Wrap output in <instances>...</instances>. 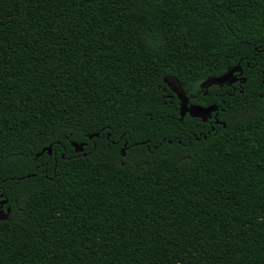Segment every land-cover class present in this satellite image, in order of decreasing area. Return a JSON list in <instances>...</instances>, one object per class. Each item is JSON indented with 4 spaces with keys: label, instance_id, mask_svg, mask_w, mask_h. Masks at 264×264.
<instances>
[{
    "label": "trees",
    "instance_id": "16d2710c",
    "mask_svg": "<svg viewBox=\"0 0 264 264\" xmlns=\"http://www.w3.org/2000/svg\"><path fill=\"white\" fill-rule=\"evenodd\" d=\"M263 81L264 0H0V264H264Z\"/></svg>",
    "mask_w": 264,
    "mask_h": 264
},
{
    "label": "water",
    "instance_id": "95a60500",
    "mask_svg": "<svg viewBox=\"0 0 264 264\" xmlns=\"http://www.w3.org/2000/svg\"><path fill=\"white\" fill-rule=\"evenodd\" d=\"M241 73L242 71L240 67L236 66L230 70H227L219 77L205 80L200 85V87L202 89H207L208 87L213 86V85L222 87L224 85L229 86L237 81L243 83V80H241L239 77ZM164 82L166 83L167 87L176 96L178 100L180 118H183L184 116L188 115L190 118H197V119H200L202 122H206L208 119L212 117V114L217 111V107L214 105H209L205 107L200 106V105H188V99L184 95L180 85L171 84L167 81H164ZM263 84H264V81H263ZM97 136H98L97 134L94 135V137H97ZM88 138L91 139L92 136H89ZM71 146L75 152H81L83 150L84 144L71 143ZM44 152H46L48 155H51V148L46 147L42 149L41 152L35 156V158L39 157ZM4 203L5 201L0 202V207ZM7 213H8V210L6 212V215ZM6 219H7L6 217H0V220H6Z\"/></svg>",
    "mask_w": 264,
    "mask_h": 264
},
{
    "label": "flooded vegetation",
    "instance_id": "af4514ba",
    "mask_svg": "<svg viewBox=\"0 0 264 264\" xmlns=\"http://www.w3.org/2000/svg\"><path fill=\"white\" fill-rule=\"evenodd\" d=\"M235 83H238V81L237 82H235ZM235 83H233V84H235ZM233 84H231V85H233ZM231 85H229V86H231ZM173 94V93H172ZM174 95V94H173ZM174 97L176 98V96L174 95ZM176 100H177V98H176ZM178 101V100H177ZM188 105H197V104H190L189 103V101H188ZM201 106V105H200ZM205 107V106H204ZM216 113V112H215ZM215 113H213L212 114V117L210 118V119H208V120H213L214 121V123H216V120H215ZM207 120V121H208ZM1 202V201H0ZM7 210H8V213H7V215H6V212H7ZM9 209L7 208V207H5V204H2L1 205V207H0V217H6V218H8V215H9Z\"/></svg>",
    "mask_w": 264,
    "mask_h": 264
}]
</instances>
